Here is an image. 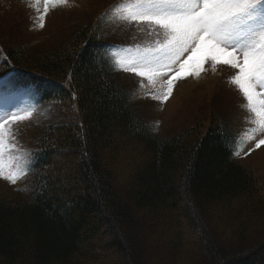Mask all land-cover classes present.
<instances>
[{"label":"trees","instance_id":"16d2710c","mask_svg":"<svg viewBox=\"0 0 264 264\" xmlns=\"http://www.w3.org/2000/svg\"><path fill=\"white\" fill-rule=\"evenodd\" d=\"M115 1L43 48L0 29V77L61 109L16 196L0 194V264H264V183L235 158L233 122L218 100L165 134L144 118L110 59L132 34L97 14Z\"/></svg>","mask_w":264,"mask_h":264},{"label":"rangeland","instance_id":"374dc122","mask_svg":"<svg viewBox=\"0 0 264 264\" xmlns=\"http://www.w3.org/2000/svg\"><path fill=\"white\" fill-rule=\"evenodd\" d=\"M0 0V29H4V26L10 21H14L10 25H19L22 28L23 36L27 43L32 42L33 46L38 45L43 48L45 45L50 46L54 40L60 39L62 36H69L72 30V26L76 21L86 15L92 14L103 4L106 0H68L66 4L49 3L48 10L45 12L44 0ZM104 6H102L103 8ZM101 8V9H102ZM98 10L97 14L102 12ZM94 12V13H95ZM102 16L103 22L106 23V30L112 31L111 37L117 36L121 38L131 24L137 23L132 21L129 23L126 20H121L119 17L122 13H110ZM43 16V27H40V17ZM138 24H148L142 22ZM15 33L10 38L15 37L18 33L17 28H12ZM120 32V33H119ZM122 34V35H120ZM141 34L140 30L135 28L134 44L141 46L144 43V39L147 36ZM113 61L116 66L122 71L123 83L130 89L137 91L140 89L138 96L134 97V103L141 111L144 118L148 121H154L157 123L156 129L159 133L165 134L170 130H179L184 128L189 122L200 121L208 114V109L215 103L214 100H218L216 107L222 110L230 121L233 122L236 130L239 124L245 123L243 132L240 134L236 157L244 164L247 169L252 170L259 180L264 183V144H260L261 140H264V130H261L256 123L257 117L250 113L246 108L241 107L245 104V99L237 86L229 81L228 88L223 89V83L221 73H217V66L220 62L215 64L210 63L208 59L203 62L201 59L203 54L194 56L192 60L188 61L184 65L183 70L180 69V65L177 64L171 68H164L165 71L162 77L155 79V82L149 81L146 76L137 74V71L124 70L130 68L136 57L145 54L144 50H138L135 48H113L112 49ZM191 53L185 54L180 63H183L188 59ZM202 60V62H201ZM199 63L205 65H211L210 72L215 75L204 74L202 77L197 72V66L201 68ZM202 66V67H203ZM181 70L188 77V80L184 83H180L179 87L172 89L169 99H164L165 95L168 96V80L173 79V87L176 85L174 78V71ZM238 70L234 69L232 72L233 77ZM132 73H135L136 76ZM219 83L215 89L213 82ZM168 79H167V78ZM224 77V76H223ZM178 79V77H177ZM214 79V80H213ZM141 81V84L137 85V81ZM219 90L221 93L219 94ZM261 92L260 89H257ZM264 95V92H261ZM148 97V98H146ZM143 98H146L144 100ZM16 112L18 116L27 117V113L31 111L34 115L29 118L17 119L13 121L9 119L8 124L13 132V143L17 144L21 150L29 149L35 144V139L42 132L43 126L49 122H52L54 118L61 113L60 107L51 102L50 104L37 105L34 102V97L31 93L24 92L22 90H13L10 86L7 89L0 87V113L4 110ZM53 119L51 118L53 115ZM259 144V147H257ZM238 153V154H237ZM125 164L123 163V167ZM123 169V168H122ZM124 174V171H122ZM28 175V173H27ZM25 175L22 179H19L16 184H12L5 179L0 178V194L13 198L16 195L15 188L19 186L20 182L27 179ZM125 176V175H122ZM27 183V182H26ZM220 228L222 225L219 223ZM226 229L225 227H222ZM139 233V232H138ZM140 234V233H139ZM152 256V255H151ZM122 256L110 253L109 258L105 259L103 264H123Z\"/></svg>","mask_w":264,"mask_h":264},{"label":"snow or ice","instance_id":"6c2138e0","mask_svg":"<svg viewBox=\"0 0 264 264\" xmlns=\"http://www.w3.org/2000/svg\"><path fill=\"white\" fill-rule=\"evenodd\" d=\"M67 2L44 0L45 12L49 3ZM110 13H122L119 18L129 23L147 22L149 27L158 26L155 32L161 37L156 47L145 49V54L136 57L130 68L124 70L142 69L137 74L155 82L164 75V68L179 64L183 70L184 65L199 54H203L202 60L210 59L213 64L230 65L238 70L230 82L245 99L241 107L254 114L259 128L264 130V95L261 94L264 92V0H122ZM40 20L43 27L44 17ZM187 53L191 55L180 63ZM167 83L170 94L173 79ZM9 86L7 79L0 78V87ZM31 115L29 111L27 117L18 116L7 109L0 113V178L12 184L33 170L35 161L25 157L35 154L21 150L12 142L14 136L8 121ZM259 143L264 144V140Z\"/></svg>","mask_w":264,"mask_h":264}]
</instances>
